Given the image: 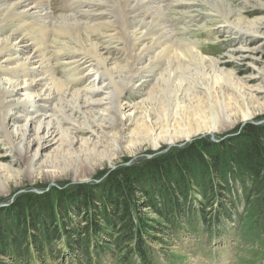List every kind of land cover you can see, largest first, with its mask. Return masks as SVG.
<instances>
[{
	"label": "bare ground",
	"instance_id": "obj_1",
	"mask_svg": "<svg viewBox=\"0 0 264 264\" xmlns=\"http://www.w3.org/2000/svg\"><path fill=\"white\" fill-rule=\"evenodd\" d=\"M114 1L118 3L115 11L109 9L111 0H86L84 9L78 15L58 14L59 17L53 18L48 0H0V135L6 139L8 146L23 153L30 168L29 176L34 175L35 164L48 144L62 147L61 140H66L63 144L66 143L70 150L86 147L84 141L79 145L75 137V132L83 131L81 124L88 135H104L109 127L122 133V96L127 91L140 94L141 84H135V80L140 82L150 78L148 74L154 73L161 63L166 64L165 70L154 77L153 83L145 82L151 87L140 104L158 96V90H165L168 104L172 101L176 104L171 117L174 125H180L178 122L183 124L185 129L181 132L189 131V123H197L198 128L207 129L211 137H214L213 133L230 130L235 126L236 118L228 114L229 106L239 111L240 122L254 118L242 86L239 89L234 87L230 83L234 78L223 70L219 71L215 60L206 63V58L175 39L171 27L163 25V6L159 5V0ZM260 6L264 8V4ZM211 7L215 14L222 17L226 26L234 28L230 21L232 15L224 9L225 5L218 8L212 4ZM51 44L54 45V53L50 52ZM121 51L124 52L123 56ZM55 61L61 62L70 71L66 77L68 80H84L85 88L67 94L65 91L74 88L69 86V90L64 89L62 80L56 74ZM191 64L201 71V80L209 77L212 86H204L199 79L203 92L196 96L197 103L189 101L185 106H180V92L190 96L194 88L190 83ZM210 72L214 73L213 77L209 75ZM200 76L197 74V78ZM223 83H230L229 88L241 99L242 107L236 96L232 94L228 97L221 90ZM103 87L108 89L106 97L96 100L95 97L102 95ZM252 96L249 93V97ZM52 108L61 114L63 122L57 121ZM74 114L81 115L83 121H77ZM10 118L13 119L12 128L16 127V120H21L23 124L15 130L10 129ZM135 124L136 128L131 133L137 134L136 138L152 134L151 127L143 131L144 124ZM38 134L41 142L30 154L32 143L27 142L26 138ZM102 137L107 139L105 135ZM136 138L135 143L138 142ZM163 141L176 142L171 136ZM150 143L152 149L159 147L155 140ZM108 147L109 152L105 151L104 155L99 156V162L105 158L110 162L113 153L121 151L120 143L115 138ZM86 151L87 148L83 149L82 154L74 158L78 162L82 159L88 162ZM95 164H88L87 171L92 173ZM72 172L74 180L80 178L76 176L77 168ZM0 185L3 189L0 195L7 194L8 187L2 182L1 174Z\"/></svg>",
	"mask_w": 264,
	"mask_h": 264
},
{
	"label": "rangeland",
	"instance_id": "obj_2",
	"mask_svg": "<svg viewBox=\"0 0 264 264\" xmlns=\"http://www.w3.org/2000/svg\"><path fill=\"white\" fill-rule=\"evenodd\" d=\"M85 1L48 0V3L53 13L52 16L55 18V16L59 17L61 15H78L84 9ZM159 2V5L163 6L161 18L163 25L171 27L175 39L181 45L189 47L197 52L199 56L206 58V63L211 62V59L215 60L219 71L223 70L224 73L234 78L230 82L234 87L239 89L242 86L243 94L244 96L247 95V102L254 113V118L240 122L239 111L229 106L227 107L228 114L232 118H236L235 126L230 130L213 133L214 137H211L208 135L210 132L207 129L198 128L196 126L197 123H189L187 125L189 131L181 132L185 129L183 124L178 122L180 125H174L171 117L176 109V104L174 101L168 104L164 95L165 90H158V96L140 104L151 87V84L148 85L145 82L150 81V83H153L154 77L165 70L166 64L161 63L155 68L156 70L154 71L156 73L148 74L149 76L146 75L150 78L142 79L141 83L137 82L138 79L135 80V84H141L142 91H140V94L142 96L132 91H127L122 96L120 100V114L123 118L122 133L115 132L113 128L109 127L104 132L107 137L105 139L102 137L104 135L99 133L97 135H88L85 127H82L81 124L83 131L80 133L75 132V137L78 139L79 145L84 141L83 144L87 146L81 149L75 147L76 150H70L66 143L63 144L66 140H61L60 145L62 147L52 145V143L48 144L42 149L41 158L35 164L33 176L28 174L30 168L24 159L23 153H19L8 146L6 139L0 135V174L2 182L8 187L6 190L7 194L0 195V207L10 204L20 194H40L54 187L67 188L71 185L90 183L95 181L99 174L103 173L106 175L118 167L139 165L155 155H161L176 148L182 149L205 138L213 142L225 140L229 136L241 132L243 127L249 123L264 124V8L260 6L264 4V0H159ZM212 4L218 8H222L225 5L224 9H226L228 14L231 13L232 15L230 21L232 20L234 28L231 29L223 23L222 17L214 13L211 7ZM117 6L118 3L116 4L114 0H111L109 9L115 11ZM113 45L112 43V47H114ZM120 45L123 44L120 43ZM53 46V44L50 45L51 53H54L52 50ZM120 53L122 56L124 55L123 51ZM55 63H57L55 69L57 77L62 80L64 89L69 90V86L74 88L71 91L69 90V92L65 91L67 94L75 93L85 88L86 82L84 80L73 81V83L66 78L69 76L70 71L64 68L61 62L55 61ZM192 67L194 70H191L192 76L190 78L192 80H189L194 87L192 88V95L188 91L190 96H185V92L181 91L180 97L182 100L180 101V106H185L189 101H196L195 98L198 93L203 92V86L199 84V81L203 79V76L202 78L200 76L201 71L195 65ZM197 74L200 77L197 78ZM212 74L214 73L210 72L209 75ZM82 75L83 73L80 74V76ZM80 76L77 75V77ZM123 76L125 77L126 73ZM201 81L204 86H212V81L209 77ZM229 84L223 83L221 90L228 97L232 94L237 97L236 93L233 92L234 90L229 88ZM184 87L189 88L186 85ZM107 90L106 87H103L101 90L103 96L95 97V99L105 98ZM249 93L253 95L251 98ZM238 102L240 107H242L243 103L240 98H238ZM102 103L105 104L106 102L102 101ZM51 110H55L54 115L57 121L62 120L61 114L56 108ZM74 117H76L77 121H83L81 115L74 114ZM9 121L8 127L13 130L23 124L21 120H16L18 121L15 125L16 127L12 128L13 119L10 118ZM135 123L144 124V128L142 127L143 131L151 127L152 134L144 135L141 139L136 138L137 134L131 133V130L136 128ZM62 124L65 125L64 123ZM108 132L112 134L106 135ZM186 134L189 136H185ZM169 136L175 138L176 142L164 143L163 139ZM113 138L120 143V153L115 151V154L113 153L110 158V162L106 158L99 162L101 159L99 156L104 155L105 151L106 153L109 152L108 145L111 144ZM135 138L138 139L137 143L134 142ZM33 140H35V144ZM152 140L159 143L157 149L151 148L150 142ZM26 141L32 143L30 154L37 149L39 142H41L39 134L36 137H27ZM86 148L88 162L84 159L78 162L74 157L82 154L81 152ZM88 164L96 165L92 173L87 171ZM74 168H77L76 176L79 175L80 177L77 180L73 178L74 174L72 171ZM2 190L0 185V191ZM195 197L199 201V196ZM230 197L225 199L224 205L230 208V202H232L233 207L237 208V214L242 215L240 219L239 216L235 215H231V220L219 217V220H217L219 225L214 226L213 223L216 221L214 211L207 209L205 223H202L201 218L197 216V225L195 227L188 226L184 228L185 230L179 228L171 233L168 229L163 228L165 230L163 235L154 234V240L148 241L151 250L150 264H264V221H255L247 215V212H243L244 200L239 190L233 191ZM195 205L196 202H193V206ZM143 213L146 218L155 221V224L151 225L153 228H157L159 225L157 224L159 223L158 218L148 210H143ZM208 219L209 222L207 221ZM104 259L108 260L104 264H114L110 254H107ZM61 263L67 264L68 262L64 261ZM0 264L15 263L10 258L0 256ZM31 264L41 263L32 262ZM131 264H140V262L132 261Z\"/></svg>",
	"mask_w": 264,
	"mask_h": 264
},
{
	"label": "trees",
	"instance_id": "obj_3",
	"mask_svg": "<svg viewBox=\"0 0 264 264\" xmlns=\"http://www.w3.org/2000/svg\"><path fill=\"white\" fill-rule=\"evenodd\" d=\"M238 190L243 212L264 221V124L118 167L90 183L20 194L0 207V256L15 264H104L110 254L114 264H150L148 241L164 229L195 227L197 216L205 223L207 209L214 226L219 217L240 219L232 202L224 205ZM143 210L158 218L157 228Z\"/></svg>",
	"mask_w": 264,
	"mask_h": 264
},
{
	"label": "water",
	"instance_id": "obj_4",
	"mask_svg": "<svg viewBox=\"0 0 264 264\" xmlns=\"http://www.w3.org/2000/svg\"><path fill=\"white\" fill-rule=\"evenodd\" d=\"M208 135H210L211 136V134L209 133Z\"/></svg>",
	"mask_w": 264,
	"mask_h": 264
}]
</instances>
